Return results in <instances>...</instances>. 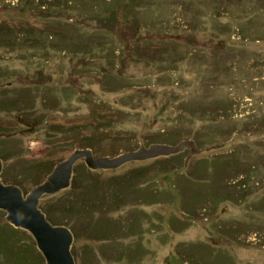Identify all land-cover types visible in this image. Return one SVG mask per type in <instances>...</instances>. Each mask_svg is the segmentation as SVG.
<instances>
[{
    "label": "rangeland",
    "instance_id": "374dc122",
    "mask_svg": "<svg viewBox=\"0 0 264 264\" xmlns=\"http://www.w3.org/2000/svg\"><path fill=\"white\" fill-rule=\"evenodd\" d=\"M0 25L3 182L27 193L77 148L201 149L79 159L77 187L39 200L76 264H264V0H0Z\"/></svg>",
    "mask_w": 264,
    "mask_h": 264
},
{
    "label": "water",
    "instance_id": "95a60500",
    "mask_svg": "<svg viewBox=\"0 0 264 264\" xmlns=\"http://www.w3.org/2000/svg\"><path fill=\"white\" fill-rule=\"evenodd\" d=\"M190 147L185 159L201 149L195 148L191 139L181 140L176 144L152 143L141 145L115 156H94L90 148H77L67 158L57 162L46 178L36 184L27 193L15 183H5L0 179V209L6 211V220L16 227L27 230L35 239L37 248L45 258L46 264H76L72 252L74 234L65 224H54L39 207V200L46 193H56L71 185L74 164L83 159L91 169H112L131 160H145L158 156L178 153ZM212 146L208 148H213ZM203 148V149H208ZM184 165V166H185ZM3 161L0 159V172ZM179 264H188L181 262Z\"/></svg>",
    "mask_w": 264,
    "mask_h": 264
},
{
    "label": "trees",
    "instance_id": "16d2710c",
    "mask_svg": "<svg viewBox=\"0 0 264 264\" xmlns=\"http://www.w3.org/2000/svg\"><path fill=\"white\" fill-rule=\"evenodd\" d=\"M7 28V25H0V31L3 30V32H0V40H3V38L7 37V35L9 34ZM50 170L48 169V172ZM143 174L144 170L137 175H133L131 181H123L124 183L122 182L120 184H122L129 190H137V188L142 184V182L139 181V178H141ZM78 178L79 176H77V174H74L72 177V186L74 188L77 187ZM124 179L126 180V177ZM95 183L96 181L90 182L89 185H91V187L88 188L90 189V191L85 193L83 200L79 202H77L76 200L70 202V204L68 205V210L70 211V214L72 213L71 216H73L74 214H79L82 211L86 212V210L92 208L93 203L95 204L96 199L92 196V188L95 187ZM46 212L47 217L54 221V224L68 225L67 219L65 220V222H59L58 220L56 221L51 217L48 210H46ZM5 214L6 211L0 209V264H46L44 256L37 248L35 239L30 235L28 236L31 239H28L29 237L26 239L23 235L26 234L27 230L16 227L7 220H3L2 218ZM16 241L18 243H16Z\"/></svg>",
    "mask_w": 264,
    "mask_h": 264
}]
</instances>
